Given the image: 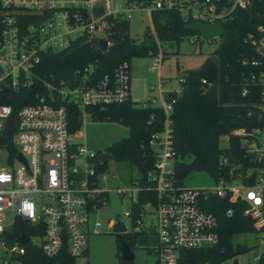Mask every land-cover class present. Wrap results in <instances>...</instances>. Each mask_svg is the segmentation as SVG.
Returning <instances> with one entry per match:
<instances>
[{"label": "built area", "instance_id": "built-area-1", "mask_svg": "<svg viewBox=\"0 0 264 264\" xmlns=\"http://www.w3.org/2000/svg\"><path fill=\"white\" fill-rule=\"evenodd\" d=\"M255 1L264 4V0H0V138L10 137L17 151L14 157H9L5 146H0L1 264H17L24 244L29 242L49 257L60 252L73 259L85 256L89 235L102 230L96 213L105 206L107 193L113 190L131 203L137 201L139 191L154 193L155 202L146 201L136 218L133 219L131 208L123 213L130 221L129 232L120 219H108L105 227L111 231L114 222L121 221L124 234L153 235L155 242L149 249L157 254V264H175L181 249L217 244L216 217L204 210L209 195L241 204V215L251 218L254 232L264 237V146L254 147L242 141L247 152L254 155L257 167L246 169L230 180L218 179L211 188L186 187L176 182L173 163L177 156L170 129L173 99L166 100L167 92L161 89L164 81L160 78L156 96L139 104L158 106L164 114L160 131L147 142L153 153V169L145 173L144 184L135 178L130 179L129 185L113 189L105 183L107 161L102 163L101 153L78 142L83 135L80 127L70 128L66 105L79 110L82 124L85 115L90 117L85 107H102L130 99L129 63L119 61L111 75H103L95 82L89 77L92 65L74 70L67 80H55L52 75L40 78L34 73L40 56L50 50L64 51L79 40L92 38L104 39L107 47L115 44L107 35L117 21L126 22L128 27L135 12L149 18L151 28L147 31L154 34L152 15L156 12L176 10L184 25L188 22L222 25L234 11L250 9ZM197 38L200 35L193 32L189 41L194 43ZM242 40L252 49L253 56L242 57L241 64L264 68V26L256 25ZM152 61L149 70L158 69L160 54L153 56ZM248 76L245 83L258 82L261 86L260 110L264 112V69ZM33 80L39 85L33 103L16 109L6 103V99L14 100L15 91L31 86ZM181 82L178 89L172 90L176 94ZM9 118L12 124L3 136ZM18 153L24 162L17 158ZM224 162L222 159L221 163ZM230 213L231 209H227L225 215ZM143 216L148 218L143 221ZM18 218L33 226L37 234L26 235V243H18V239L8 243L5 233ZM260 257L261 254L255 259L258 261ZM229 260L234 259L220 264Z\"/></svg>", "mask_w": 264, "mask_h": 264}, {"label": "trees", "instance_id": "trees-1", "mask_svg": "<svg viewBox=\"0 0 264 264\" xmlns=\"http://www.w3.org/2000/svg\"><path fill=\"white\" fill-rule=\"evenodd\" d=\"M250 7L234 11L232 17L222 23L223 34L212 51L213 57H205L198 68L187 70L180 92L164 94L167 101L173 99L170 129L172 147L177 156L173 163L174 177L180 184L184 176L193 170L210 175L216 182L218 179L230 180L237 174H243L246 169L257 167L254 155L247 152L242 141L256 143L257 132L264 129V112L260 110L262 93L258 82L245 83V79L264 68L241 64V58L250 59L253 56L252 49L242 39L247 32L254 31L256 25L264 26V4L255 1ZM152 27L154 34L146 31L143 40L137 43L128 38L127 23L117 21L107 38L112 43L125 45L123 55L114 56L101 50L96 43L83 39L64 51L50 50L42 54L34 73L40 78L47 79L52 75L55 80H67L74 70L92 65L89 77L95 82L103 75H111L119 61H128L129 55L152 56L157 54L158 45L169 42L178 44L182 38L193 33L184 29V22L176 10L154 13ZM243 89L245 92L242 94ZM36 92H39V85L33 80L31 86L15 91L14 100L6 99V103H11L13 109L33 103ZM66 111L70 128L78 129L81 124L79 110L67 104ZM85 111L93 121H110L126 127L127 135L107 145L105 150L113 160L133 169L138 183L144 184V175L153 169L154 162L152 149L147 142L162 127L164 114L161 108L155 105L142 107L128 99L102 107L88 106ZM236 130H242L241 134H235ZM221 138L226 139L224 148L219 146ZM0 146H5L9 157L17 153L10 143V137L0 138ZM222 159H225V164L221 163ZM248 184H251V180H248ZM136 200L130 205L133 219L146 201L155 202L154 193L139 191ZM227 209H231L229 215H225ZM204 210L216 217L217 244L209 248L181 249L175 264H220L248 251L245 245L233 243L234 236L255 231L253 220L241 215V204L209 195ZM21 233L27 236L37 234L33 232V226L18 218L5 233L7 242H14ZM115 235L118 264H131V261L120 260L121 240L124 239L133 252L136 246L151 238L142 232ZM17 260V264H58L61 261L72 264L74 259L63 252L46 256L37 245L29 242L24 244V252ZM257 264H264L263 256Z\"/></svg>", "mask_w": 264, "mask_h": 264}, {"label": "rangeland", "instance_id": "rangeland-1", "mask_svg": "<svg viewBox=\"0 0 264 264\" xmlns=\"http://www.w3.org/2000/svg\"><path fill=\"white\" fill-rule=\"evenodd\" d=\"M128 38L133 42H141L144 33L149 30L150 21L145 14L135 12L128 21ZM149 33V31H148ZM151 34V33H150ZM192 34L178 41V44L169 42L158 45L157 54L152 56H128V79H129V96L130 100L136 105L146 101L148 98L156 95V85L160 78L164 81L162 87L166 91L176 90L180 87V80L187 70L198 68L204 61L205 57H213L212 51L216 48L218 38L195 39L194 43L189 40ZM162 56L158 69L149 70L153 56ZM154 86L155 90H150ZM82 137L78 138L79 143H85L88 149L98 153H103L105 147L113 142L125 137L128 133L125 126L110 121L97 122L91 120L87 115L83 117L82 124L79 128ZM255 141L248 142L251 146H264V129L258 131ZM219 146H226V139L219 140ZM107 179L106 184L115 189H121L124 185H129L130 179L137 178L136 173L129 167L126 168L121 162L110 159L106 162ZM186 187H198L208 189L215 185V181L210 175L201 171H190L182 179ZM107 203L101 207L97 213L98 218L103 226L97 235H89L87 243V255L75 258L72 264H118L116 252V235L108 231L105 223L108 219H120L124 221L126 229H131L129 218L123 216V213L130 209L131 201L123 195H117L115 191L107 193ZM148 217H142L145 221ZM9 220L8 214L6 221ZM155 242V237L151 235L148 242L136 246L133 250L134 259L131 264H157V254L149 248ZM233 243L245 245L248 251L243 255L235 258L237 264H257L255 259L259 256L264 248V237L256 232H248L233 237ZM233 260L225 264H232ZM1 264V262H0Z\"/></svg>", "mask_w": 264, "mask_h": 264}, {"label": "water", "instance_id": "water-1", "mask_svg": "<svg viewBox=\"0 0 264 264\" xmlns=\"http://www.w3.org/2000/svg\"><path fill=\"white\" fill-rule=\"evenodd\" d=\"M184 26H185L184 27L185 30L198 33L203 40L204 39L207 40L209 38H220L221 35L223 34V27L222 25H219L218 23H209V24L204 23L203 24L201 22H188ZM90 41L93 43H96V45L101 47V49L103 50L107 49V52L111 53L114 56L123 55L126 51L125 45H123V43L121 42H118V44H113L107 47V45H105L104 39L92 38ZM11 124H12V119L9 118L2 131L3 136L6 135V132ZM17 158L20 159L22 162H24V159L20 153L17 154ZM100 159L102 163L105 161H108L112 159L111 154L107 151H104L103 153L100 154ZM111 232L114 235L115 234L123 235L124 233H126L123 222L115 221L111 227ZM27 241H28V237L24 233H21L17 240L18 243L19 242L26 243ZM119 252H120V260L122 262L132 261L134 259V253L129 250L124 239L120 241ZM261 256L264 257V251L261 252ZM58 264H68V263L65 261H61ZM232 264H237V261L234 259L232 261Z\"/></svg>", "mask_w": 264, "mask_h": 264}, {"label": "crops", "instance_id": "crops-1", "mask_svg": "<svg viewBox=\"0 0 264 264\" xmlns=\"http://www.w3.org/2000/svg\"><path fill=\"white\" fill-rule=\"evenodd\" d=\"M162 86H163V85H161V89H162L164 92H171V91H172V90H171V91H166V90L163 89ZM150 90H151V91H152V90H155V89H154V86H153ZM156 94H157V91H156ZM154 96H156V95H154ZM154 96H153V97H154ZM85 253H86V254H85V256H86V255L88 254V253H87V250H86Z\"/></svg>", "mask_w": 264, "mask_h": 264}]
</instances>
